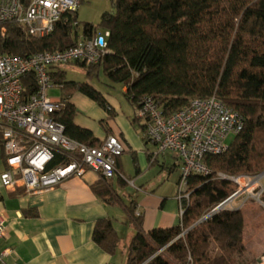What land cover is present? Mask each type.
Here are the masks:
<instances>
[{"label":"trees","instance_id":"16d2710c","mask_svg":"<svg viewBox=\"0 0 264 264\" xmlns=\"http://www.w3.org/2000/svg\"><path fill=\"white\" fill-rule=\"evenodd\" d=\"M111 3L112 11L105 12L100 21V26L110 32L107 53L96 65H77L89 81L98 79L103 72L111 83L126 88L124 95L131 105L137 107L144 97H151L167 114L181 110L193 98L216 95L244 121L242 131L228 144L227 151L204 157L210 174L191 175L188 179L191 195L182 202L184 212L178 226L145 232L143 217L136 214V203L125 204L113 191L111 180L97 182L95 194L110 205L122 204L126 223L136 230L128 246L126 264H239L238 258L247 253L243 210L225 208L189 229L235 193L230 178L264 173V0ZM5 26L0 48L6 54L27 57L74 45L72 27L62 22L42 39L28 36L16 24ZM92 31L96 30L91 24H84V35ZM53 81L61 86L64 105L55 119L65 125L70 138L98 146L100 142L90 131L75 125L76 109L69 99L82 93L110 118L115 115L112 106L89 82L68 81L63 68L53 74ZM23 87L25 97L33 95L37 90L35 78L27 75ZM63 156L57 152L53 165ZM1 160L4 154L0 144ZM133 162L138 165L135 155ZM117 166L123 175L120 159ZM116 179L126 185L121 176ZM260 200L264 205V192ZM24 214L36 216L32 211ZM92 239L107 254L115 255L120 237L114 220H98Z\"/></svg>","mask_w":264,"mask_h":264},{"label":"built area","instance_id":"2783aa9c","mask_svg":"<svg viewBox=\"0 0 264 264\" xmlns=\"http://www.w3.org/2000/svg\"><path fill=\"white\" fill-rule=\"evenodd\" d=\"M81 3L82 0H0L1 38L9 23L18 25L30 37L42 39L62 22L72 27L74 39V45L68 49L27 57L6 54L0 48V144L4 154V161L0 162L5 165L0 181L8 190L19 186L38 193L68 179L83 178L88 172L105 181L117 176L125 179L117 166V160L127 151L119 136L110 135L98 146H90L70 138L65 125L55 119L64 105L61 99L50 95L53 88H61L54 83L53 74L64 66L96 65L107 53L108 30L79 36L80 23L75 16ZM27 75L35 78L37 90L25 97L23 81ZM137 110V118L145 126V136L155 143L157 154H171L176 160L180 170L177 198L182 216V202L191 195L188 179L191 175L210 174L204 157L227 151L226 139L242 131L243 118L216 95L193 98L187 106L169 114L153 98L144 97L138 102ZM57 152L64 156L53 165ZM230 180L239 190L235 188L225 206L254 190L264 181V174ZM263 192L264 187L258 196L260 202ZM6 235L7 218L0 213V240ZM11 253L10 248L0 252V264H7L6 258ZM252 264H264V254Z\"/></svg>","mask_w":264,"mask_h":264},{"label":"crops","instance_id":"0c3cea01","mask_svg":"<svg viewBox=\"0 0 264 264\" xmlns=\"http://www.w3.org/2000/svg\"><path fill=\"white\" fill-rule=\"evenodd\" d=\"M92 86L103 94L115 115L110 118L94 100L77 92L69 99V103L76 109L75 125L90 131L97 142L110 135L119 136L126 145L124 155H131L132 158L133 155L136 156L142 174L134 180L123 175L126 184L131 182L135 186L139 201L129 195V203H136L137 211L143 217L145 232L178 226L181 215L177 194L170 197L159 191L161 184L179 169L174 156L157 154V146L145 136L143 122L137 120V107L125 99L126 88H122L124 97H120ZM57 89L61 91V88ZM55 99H61V96ZM120 164L123 169L121 158ZM156 167H160L156 171L158 175L154 174L153 180H150L148 177L151 172H155ZM4 169V163L0 162V173ZM165 170L166 178L163 176ZM99 181L101 180L96 174L88 172L83 178H71L38 193L27 192L19 186L8 190L0 181V213L7 218V235L0 240V252L6 248L12 250L6 263L126 264L128 246L136 230L126 223V212L121 220L117 219L115 206L104 202L95 194L93 187ZM116 181V178L111 180L112 189L123 199L126 195L119 193ZM137 182H140L138 186ZM25 211H32L36 216H26ZM243 214L247 252L250 249L255 254L260 253L264 248V229L255 226L259 213L256 207L248 206ZM246 217L250 219L249 227ZM104 218L114 220V228L120 237L119 248L113 256L103 251L92 239L96 222ZM257 240L262 242L260 248L256 246Z\"/></svg>","mask_w":264,"mask_h":264},{"label":"rangeland","instance_id":"374dc122","mask_svg":"<svg viewBox=\"0 0 264 264\" xmlns=\"http://www.w3.org/2000/svg\"><path fill=\"white\" fill-rule=\"evenodd\" d=\"M112 11V3L111 0H82V3L79 6L78 9V22L80 23L79 26V36L83 35L84 31V24H91L97 32L104 33L105 28L100 26V21H101V16L105 12H110ZM64 71L66 72V79L68 81H76V82H90L92 85H94L97 89L99 90H106L109 91L110 93L124 97L122 88L123 86L120 84H113L111 83L106 76L104 75L103 72H101L100 76L98 79H94L92 81H89L86 74L84 71L74 65H69V66H64L63 67ZM50 95L54 98L60 97L61 96V91L58 90L57 88H53L50 91ZM126 99V98H125ZM127 101V99H126ZM235 140L234 135H229L226 139L228 144L233 143ZM121 160L123 162V169L122 172L123 174L126 175L127 178L130 180H134L138 176L142 174L141 167L139 165L136 166L133 162V158L131 155H122ZM173 160V159H172ZM160 170V167H156L155 172H151L149 175V179L153 180V176H157V172ZM157 171V172H156ZM163 176L165 178L167 177V171L165 170L163 173ZM180 177V170L178 169L177 171L174 172V174H171L169 179H166L163 184H161V187L159 188V191H162L170 197L174 194H178V181ZM176 178L177 181H176ZM128 179V180H129ZM138 179V178H137ZM145 180V179H144ZM157 180V177H156ZM117 183V190L119 191L120 194H125L126 196L123 197V201L125 204L129 203V195L132 196V199H135L136 201H139V197L137 192H135V186L129 182L128 184L121 185ZM140 182H137L136 185L138 186ZM235 187V186H234ZM264 187V181L259 182L258 186H256L253 189L250 190V192H246L242 194L238 200L233 202V204H229L225 206L224 208H229V209H241L243 211H247L248 206H254L257 209V212L259 213V216L257 215V218H259L257 223H255L256 227H260L261 229H264V205L258 200V196L261 193L262 189ZM236 191L238 192L239 187H235ZM138 197V198H137ZM114 209H117L116 212V218L121 220L122 216L125 214L124 206L122 204L116 205ZM249 221L250 219L246 217V222L247 226L249 227ZM256 246L260 248L262 246V242L260 240H257ZM249 251L246 253L241 258H238L239 264H252L256 260H258L263 254H264V248H262V251L260 253H254L255 251L248 249Z\"/></svg>","mask_w":264,"mask_h":264},{"label":"water","instance_id":"95a60500","mask_svg":"<svg viewBox=\"0 0 264 264\" xmlns=\"http://www.w3.org/2000/svg\"><path fill=\"white\" fill-rule=\"evenodd\" d=\"M264 174V173H262ZM261 174V175H262ZM229 199L226 200L225 202H223L222 204H220L216 209H214L211 213H209L208 215H206L205 217H203L202 219H200L193 227H191L189 230H191L192 228L196 227L197 225L207 221L208 219H210L213 215L217 214L218 212L224 210L225 205L228 203Z\"/></svg>","mask_w":264,"mask_h":264}]
</instances>
